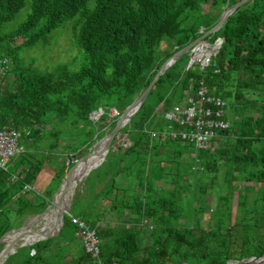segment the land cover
Instances as JSON below:
<instances>
[{
    "label": "trees",
    "instance_id": "obj_1",
    "mask_svg": "<svg viewBox=\"0 0 264 264\" xmlns=\"http://www.w3.org/2000/svg\"><path fill=\"white\" fill-rule=\"evenodd\" d=\"M28 1L26 19L0 36V57L7 59L9 69L0 88V128L30 130L20 141L24 152L10 162L8 170L0 171V236L13 228L12 222H18V227L46 202L35 191L23 189L34 186L43 165H53L61 153H74L86 145L84 154L103 136L100 131L107 110L112 108L119 115L145 89L165 59L210 29L237 0ZM25 2L0 0V25L11 20ZM68 22L70 42L81 53L77 70L60 65L38 73L29 66H16L13 58L18 49L33 46ZM17 36L24 41L8 47ZM210 37L212 42H221L212 63L201 71L196 66L185 71L184 65L176 72L175 62L155 81L136 114L121 129L130 145L112 153L108 150L97 167L115 165L114 172L104 173L109 175L104 194L109 197L115 192L110 209L102 214L99 207L89 204L75 213L69 211L95 230L98 258L83 252L68 255L76 237L64 215L55 237L20 249L5 264H12L15 258L20 264H224L231 259L246 264L241 257L264 253V242L258 241L256 246H247L245 254H231L226 250L230 241L225 239L231 231L229 224L224 227L217 220L213 229L203 230L197 218L213 183L219 189H230L241 178L257 184L259 196L252 201L264 202V0L240 6ZM200 78L224 102L223 110L227 103L230 107L231 124L217 133L226 140L225 147L216 154L195 152L178 139L150 138L144 130L177 129L160 117L157 107L162 104L166 109L181 102L184 91ZM98 108L103 114L97 123H91L88 114ZM223 119L226 121L224 114ZM71 164L58 163L44 192L49 198ZM241 188L237 197L250 201L244 192L253 187ZM226 196L218 199L229 203L230 196ZM125 211L127 221L122 220ZM144 219L152 226L149 232L142 224ZM100 222L113 226L101 228ZM144 238L148 245L140 244Z\"/></svg>",
    "mask_w": 264,
    "mask_h": 264
},
{
    "label": "rangeland",
    "instance_id": "obj_2",
    "mask_svg": "<svg viewBox=\"0 0 264 264\" xmlns=\"http://www.w3.org/2000/svg\"><path fill=\"white\" fill-rule=\"evenodd\" d=\"M204 9H206V7H204ZM28 13L29 1L26 0L25 5L14 15L11 20L0 25V36L13 31L26 19ZM213 14L217 13L213 12ZM69 35L70 31L68 22L62 27L57 28L51 31L49 34L45 35L43 39L38 40L33 46L18 49L14 54L15 58H13V60L15 59L14 61L16 66H29L32 70L38 73L51 72L53 69L60 65H66L68 69L74 71L77 70L82 62L81 53L72 46ZM24 39V37L17 36L10 39V42H8L7 45L8 47H16L20 45L24 41ZM205 40H207L208 42H212L210 36L206 37ZM187 60L188 57L187 54H185L176 61L173 66V68L176 69V72H180L184 68V65H187ZM228 110H230V107L227 103L225 110H223V114L226 117V121L230 125L231 122L229 116L227 115ZM110 121L111 120L108 118L103 121L102 125H104L105 127L100 131V133H102L103 135L105 134ZM123 137H126V134L122 133V131L120 130L110 143L108 150L111 153L115 152L117 148L123 150L130 145V141H128L129 143H127L126 146L119 142V139ZM97 140L98 139H95L93 143ZM224 140H222V138H220L219 136L215 137L212 140V154H216L219 148L225 147V142H223ZM61 145H64V143L61 142ZM85 146H81L74 153H61L60 157L52 162L53 165H43L44 172H40L33 187L34 191L37 193V195L40 196V199L42 201H47L49 199V197L44 194V192L47 188H49V182L53 179L54 172L59 168L58 163L63 161V165L66 166L68 161L74 162L82 155L81 153ZM229 149H227V151ZM219 159L221 164L222 158ZM221 167L222 168L219 169L220 172L224 170V167ZM65 172L66 169L64 171V174ZM105 172V169L102 167L96 168L89 172L86 177H84L80 182L76 184L72 191V196L70 199V205H72L70 213H75L78 208H84L87 206V202L89 201L91 196L96 191H98V189L96 188L97 186L95 185L97 181H101L103 183L104 180L109 177L108 174H104ZM234 175H236V173H234ZM60 181L61 180H59L58 185L60 184ZM246 186H252L253 189L248 192H244V194H246V197L250 199V201L248 200L246 202H243L242 197H237V195L243 192L241 187ZM256 187L257 184L245 182L241 178L236 179L232 183V187H230V189H219L213 183L211 187L207 189L204 207L197 215L199 225L203 230L208 229V227H211V229H213L212 227L217 220L219 224L223 225L224 227H227L229 224L228 227L231 229V231H229V234L225 236V239H227V241H230V245H228L226 250H229L231 254H245L247 253V246H256V242L258 241L264 242V228L262 226L264 224V202L252 201V199L259 196V193L256 191ZM29 195H27V197L31 198V195ZM220 195L224 197L226 195L230 196L229 203L218 199ZM17 225L18 222H12L11 224L13 228H16ZM147 231L149 232L150 230ZM148 243L149 240L147 238H144L140 244L148 245ZM2 245L3 244H0V249ZM74 245L75 247L72 244V249L74 252H77V240L74 241ZM69 257H67L66 260H68ZM15 259L12 260V264H20V260L17 261Z\"/></svg>",
    "mask_w": 264,
    "mask_h": 264
},
{
    "label": "built area",
    "instance_id": "obj_3",
    "mask_svg": "<svg viewBox=\"0 0 264 264\" xmlns=\"http://www.w3.org/2000/svg\"><path fill=\"white\" fill-rule=\"evenodd\" d=\"M220 40L208 42L203 39L195 44L187 52L186 71L191 66H196L199 71L212 63L220 48ZM9 69L7 59L0 57V88L4 84V80L8 76ZM194 87H189L183 93V99L178 104H174L166 109H162L160 104L157 112L160 117L169 125H175L177 129L170 130L167 128L161 132L152 130H144L150 138L178 139L181 142L189 144L195 151L213 150L212 140L218 136V132H222L228 128V123L223 119L224 102L212 95V88L204 83L202 78L198 79ZM103 114V110L98 108L88 114V120L91 123H97ZM108 119L118 116L114 109L107 110ZM30 130L13 129L7 126L0 128V171H6L10 167V162L19 154L24 152V148L20 145L22 139L29 136ZM119 142L127 145L126 137L120 138ZM24 190H33L34 188L24 186ZM69 223L75 228V236L80 240L83 252L91 258L97 259L99 254L98 239L95 230L89 228L77 217L69 212L64 214ZM146 229H152L147 224L146 219L142 221Z\"/></svg>",
    "mask_w": 264,
    "mask_h": 264
},
{
    "label": "water",
    "instance_id": "obj_4",
    "mask_svg": "<svg viewBox=\"0 0 264 264\" xmlns=\"http://www.w3.org/2000/svg\"><path fill=\"white\" fill-rule=\"evenodd\" d=\"M252 0H237L234 4L227 7L219 16L217 22L207 31L200 34L198 37H196L194 40L183 46L181 49L177 50L175 53H173L170 57L165 59L160 66L158 67L157 71L155 72L154 76L152 77L149 84L145 87V89L139 94L138 97H136L114 120L113 126L106 130L105 134L95 141L88 149L87 151L82 154L77 160L72 162L71 166L66 170L63 178L60 181V184L54 191V193L50 196V198L44 202L43 205H41L36 212V214L27 216L21 224L16 227L12 228L8 231H6L4 234L0 236V244L3 243V240L8 237L11 233L19 232L25 222L30 218L34 217L36 220V228L34 231L29 232L22 236L11 249H8L7 251L4 249V245H2L0 249V264H5L11 257H13L20 249L24 247H28L33 245L34 243H37L39 241H43L49 238L55 237L59 230L62 227L63 224V217L64 214L70 211V199L72 196L73 187L75 184L76 179L72 176V172L74 169L81 163H85L89 158L94 157L100 153H102V157L100 160L94 164L93 166H90L83 174L84 177L88 175L89 172L96 169L100 166V164L103 162L111 141L115 136L119 133V131L130 121V119L136 114L139 107L145 100L148 92L152 89L155 81L163 74L165 73L178 59H180L183 55L187 54L188 50L192 47L193 44L196 42L205 39L208 36L213 35L215 32H217L220 27L224 24L226 19L240 6L244 5L245 3L251 2ZM61 193L64 194L63 200L57 201L58 195ZM60 206L59 211L56 215L55 220L51 224L49 228L45 227L42 218L45 215V209L47 206H50L52 204H56ZM62 204L65 205V207H62ZM46 230L48 233H45ZM25 238H30L29 241H24ZM240 260L245 262L246 264H262L264 260V253L254 257H241ZM234 260H229L225 262L224 264H232ZM176 264H186L184 262H179Z\"/></svg>",
    "mask_w": 264,
    "mask_h": 264
},
{
    "label": "bare ground",
    "instance_id": "obj_5",
    "mask_svg": "<svg viewBox=\"0 0 264 264\" xmlns=\"http://www.w3.org/2000/svg\"><path fill=\"white\" fill-rule=\"evenodd\" d=\"M102 153L94 156V157H91L89 158L85 163H81L79 164L75 169L74 171L72 172V176L76 179L75 181V184H74V187L76 186V184L78 182H80L84 176V172L90 167V166H93L94 164H96L100 158L102 157ZM73 187V189H74ZM63 197H64V194L61 193L60 195H58L57 197V201H61L63 200ZM50 208L48 209H45V215L44 217L42 218V222L44 224L45 227L49 228L51 226V224L53 223V221L55 220L56 218V215L59 211V208L60 206L57 205V202L56 204H52L49 206ZM62 207H65V205L62 204ZM36 220L34 217H30L24 224L23 228L19 231V232H16V233H11L8 237H6L4 240H3V244L4 245V249L7 251L8 249H11L14 244L22 237L24 236L25 234L29 233V232H32L35 230L36 228ZM45 233H48V231L46 230ZM30 238H25L24 241H29ZM232 264H244L240 261H235L232 263ZM262 264H264V260L262 262Z\"/></svg>",
    "mask_w": 264,
    "mask_h": 264
},
{
    "label": "crops",
    "instance_id": "obj_6",
    "mask_svg": "<svg viewBox=\"0 0 264 264\" xmlns=\"http://www.w3.org/2000/svg\"><path fill=\"white\" fill-rule=\"evenodd\" d=\"M127 143H129L128 142V140H127ZM130 144V143H129ZM114 168H115V165H114V163H112L111 165H109L108 166V168L107 169H105V171H107V172H109V173H111V172H114ZM44 170V168L42 169V171ZM44 172V171H43ZM108 180H109V177L108 178H106L105 180H104V182L102 183L101 181L99 182V181H97V183L95 184L97 187V189H98V191H96L92 196H91V198L89 199V201L87 202V206L86 207H89L88 205L89 204H92V206H93V208H95V209H97L98 207L101 209V212H102V214H103V212H105L107 209H110V203L112 202L111 200L113 199V197H114V194H115V192L113 191V192H111L110 194H109V197H107V195H105L104 194V192H105V190H106V188H108V186H109V182H108ZM37 181V180H36ZM117 182H118V179H117ZM34 187V186H33ZM128 215H127V212L125 211L124 212V214H123V219L122 220H124V221H127L128 220V217H127ZM99 226L101 227V228H104V227H111V226H113V223L112 222H109V223H106V222H100L99 223ZM75 235V234H74ZM76 237V236H75ZM77 240V242H78V245H77V252H74L73 251V249H72V244H73V246L75 247V245H74V241H76ZM59 241H61V243H65L63 240H59ZM72 243H71V248H70V251L68 250V252H69V254L68 255H75V254H77V253H81V252H83V249H82V246H81V242H80V240L76 237V239L74 240ZM72 250V251H71ZM84 253V252H83ZM68 257V256H67ZM90 257V256H89Z\"/></svg>",
    "mask_w": 264,
    "mask_h": 264
}]
</instances>
